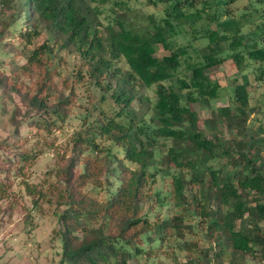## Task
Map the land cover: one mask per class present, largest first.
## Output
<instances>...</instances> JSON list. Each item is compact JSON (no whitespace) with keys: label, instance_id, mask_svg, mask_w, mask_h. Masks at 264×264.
I'll return each mask as SVG.
<instances>
[{"label":"trees","instance_id":"16d2710c","mask_svg":"<svg viewBox=\"0 0 264 264\" xmlns=\"http://www.w3.org/2000/svg\"><path fill=\"white\" fill-rule=\"evenodd\" d=\"M105 1L0 0L12 18L2 38L15 32L26 51L24 63L0 74V88L24 108L15 112L20 120L10 117L11 138L0 142V214L16 209V184L34 209L54 206L58 264H165L162 251L172 238L186 255L178 264H264V129L247 134L245 72L259 62L254 77L263 80L264 0L237 18L227 8L235 0H212L206 16L198 0H149L165 4L164 14L142 27L123 12L104 21L97 2ZM253 11L262 21L251 28ZM180 33L206 40L194 49L197 61L187 62L188 46L174 42ZM159 47L169 53L156 56ZM226 60L241 82L232 106L213 108L222 85L210 74ZM85 80L98 98L58 152L51 180L29 182L26 172L42 150L27 146L20 126L49 132L64 124L76 84ZM194 104L211 116L199 120ZM195 224L209 246L185 239Z\"/></svg>","mask_w":264,"mask_h":264},{"label":"rangeland","instance_id":"374dc122","mask_svg":"<svg viewBox=\"0 0 264 264\" xmlns=\"http://www.w3.org/2000/svg\"><path fill=\"white\" fill-rule=\"evenodd\" d=\"M196 7L203 8V15L211 13L215 5L212 0H198ZM254 0H235L231 2L227 8L232 15L237 18L241 12H249L253 10V6H259ZM101 10L100 18L108 21L109 18L116 13H126V18L137 27H142L150 24L152 19L158 20L164 14L165 4L159 3L157 5L149 4V0H106L103 3L97 2ZM121 6L124 9H121ZM220 19L224 18L221 15ZM253 24H249L251 28L255 23H260L262 18L259 12L251 14ZM12 21L7 12L0 10V30L5 22ZM205 21V20H204ZM20 25L17 21L16 27ZM214 26L211 23V27ZM12 27V26H11ZM246 29V27H245ZM10 30H12L10 28ZM15 33V32H14ZM14 33L6 35L2 38L0 32V74L7 73L14 65L24 63V51L21 53V45L14 39ZM42 40V37L39 38ZM174 42L188 46L189 55L187 62L197 61L199 55L196 56L194 49H197L206 44L205 39H194L190 33H180L175 36ZM190 44V45H189ZM264 46V44L262 45ZM194 47V48H192ZM168 50L159 47L156 56L162 57L168 54ZM70 61L68 68H73V58ZM75 62V61H74ZM248 60L246 59V63ZM122 64V63H120ZM259 62H251L245 72L250 73L251 85L248 86L250 106L252 107V114L247 122V134H252L256 131L259 125L264 129V74L263 80L257 81L254 77V69H257ZM264 67V62L260 64ZM187 70L186 60L178 69V74L183 75ZM235 66L231 60H226L222 64L212 68L210 77L217 80L222 85L221 95L217 99L210 100V105L213 108L220 106H232L233 86L241 82L240 76L235 77ZM61 85L62 76L58 78ZM88 81L76 84L75 92L76 97L71 105V116L64 124H58L52 131H43L35 128H30L26 123L20 126V133L23 136H28L27 146L33 149H40L42 153L35 159L34 163L26 172V177L29 182H49L51 180V172L56 166V156L61 150L62 146L69 139L72 133L79 128V118L83 116L92 107L94 99H97L99 93L95 89L89 90ZM149 97L153 98V90L149 88L146 90ZM10 92L0 88V142L5 138H11L9 134L14 130L15 125L12 124L10 117L16 111L23 112L24 108L21 107L19 97ZM92 98V99H91ZM194 109L198 115L199 120L211 116V112L207 108H200L198 104H194ZM16 120L22 117L15 113ZM218 126L226 132L222 122H218ZM235 128L232 130L235 135ZM249 134V135H250ZM48 142H52L50 146ZM224 158L222 159V161ZM218 167V163H213ZM166 183V182H165ZM160 183L158 186L166 190L167 185ZM15 195L11 199L16 202V209L8 214H0V264H58L60 258L61 244L58 237V223L57 214L54 206L42 204L40 207L34 209L31 207L30 198L24 193L23 186L16 184L14 186ZM97 195V194H96ZM101 196V194L97 195ZM9 200L1 202L2 206ZM166 211V207L163 208ZM194 235L186 234V240H196L201 246H209L210 243H205L201 239V231L199 224L194 225ZM178 240L172 238L164 247L161 256L162 262L165 264H178L186 260L185 251L179 249Z\"/></svg>","mask_w":264,"mask_h":264}]
</instances>
